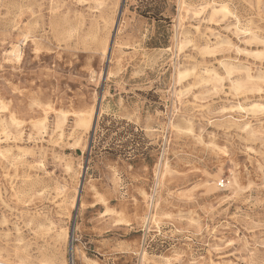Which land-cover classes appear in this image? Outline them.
I'll return each mask as SVG.
<instances>
[{
    "label": "rangeland",
    "instance_id": "374dc122",
    "mask_svg": "<svg viewBox=\"0 0 264 264\" xmlns=\"http://www.w3.org/2000/svg\"><path fill=\"white\" fill-rule=\"evenodd\" d=\"M0 264H264V0H0Z\"/></svg>",
    "mask_w": 264,
    "mask_h": 264
},
{
    "label": "bare ground",
    "instance_id": "6f19581e",
    "mask_svg": "<svg viewBox=\"0 0 264 264\" xmlns=\"http://www.w3.org/2000/svg\"><path fill=\"white\" fill-rule=\"evenodd\" d=\"M221 11H223L224 13H228L229 12V9L227 8V6H222V8H220ZM239 88V87H238ZM259 106V104L257 103H254V107H257ZM260 107V106H259ZM241 109V108H240ZM263 109V108H262ZM244 110V109H243ZM93 118L94 116L90 113V115L85 119L83 117H81L79 119V122L82 123V124H87L88 127L91 126V123L93 122ZM44 124L40 125L43 126Z\"/></svg>",
    "mask_w": 264,
    "mask_h": 264
},
{
    "label": "built area",
    "instance_id": "2783aa9c",
    "mask_svg": "<svg viewBox=\"0 0 264 264\" xmlns=\"http://www.w3.org/2000/svg\"><path fill=\"white\" fill-rule=\"evenodd\" d=\"M222 183H223V182H222ZM222 183H221V184H222Z\"/></svg>",
    "mask_w": 264,
    "mask_h": 264
}]
</instances>
